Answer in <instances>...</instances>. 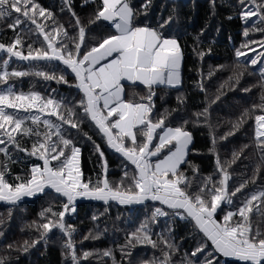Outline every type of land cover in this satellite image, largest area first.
Wrapping results in <instances>:
<instances>
[{
    "label": "snow or ice",
    "instance_id": "6c2138e0",
    "mask_svg": "<svg viewBox=\"0 0 264 264\" xmlns=\"http://www.w3.org/2000/svg\"><path fill=\"white\" fill-rule=\"evenodd\" d=\"M89 2L96 7L85 25L72 10V0H64V8L75 20L74 25H70L74 34L70 35L63 24H56L53 13L42 7L38 0H0V22L13 30L24 25L11 43H0V53L7 54V58L0 60V85H6L0 90V155L4 157L0 160V201L15 205L23 197L37 194L61 201L58 209L49 206L41 211L40 217L47 222L33 223L39 233L38 238L31 242L23 241L16 250L28 252L40 240L47 244L48 234L58 229L66 237L63 246L70 264L86 261L93 253L77 254L73 240L76 229L65 223L66 213H75L77 201L84 198L105 204L114 201L120 205L153 202L150 215L126 234L124 244L118 245L121 261L116 260L113 249L103 251V256L109 257L112 264H122L137 245L159 249L160 257H154L150 264H197V253H202L209 242L212 252L207 256L213 258L206 259L204 264H219L213 253L235 258L242 264H264V189L242 193L249 180L234 186L231 191L228 185L231 175L227 169L249 145L233 151L232 160L222 164L216 151L217 137L209 112L211 104L224 95L222 89H231L239 83L248 64L264 63V39L258 41L249 36L252 31L264 37V27L243 29L245 40L235 49L236 63L232 66L231 75L217 88L214 98L207 101L201 111L192 114L194 125L203 123L208 127L211 140L208 151L215 156L214 174L204 176L200 174L199 166L187 159L190 152L196 151L189 147L193 140L192 133L187 130L189 120L181 118L182 123L171 126L165 123L170 115L167 109L163 114L153 115L156 88L181 84V47L176 38L165 37L159 30L172 17L161 23L159 29L140 26L135 21L142 13L146 14L151 0H144L139 9L134 8L130 0H99L98 4L96 0H84L85 4ZM240 3L244 7L240 13L242 20L256 16L254 24L264 25V0H250V6H245L246 0H240ZM41 19H52L55 26L46 31L48 25L40 22ZM97 22H107L106 27L110 30L99 37L86 39L87 26ZM20 33L43 37L42 41H33L42 46L34 48L33 43H28L25 54V41ZM194 39L198 41L199 38ZM254 44L262 49L260 54L248 58V63L240 61L246 56L245 50L255 51L250 47ZM208 52H211L210 48ZM197 55L202 59L205 52L200 51ZM13 57L28 62L29 68L10 71L9 62ZM40 62H44L42 67ZM219 67L223 69L224 66ZM214 71L210 70L208 76ZM259 74V102L244 108L235 120L229 122V131L219 139L233 135L252 119L253 138L264 161V68L259 69ZM66 75H71L75 83L69 84ZM26 76L75 87L81 93L80 98L69 105L56 98V89L47 96L37 91H14L9 81ZM137 82L144 87L146 95L133 92L125 98V84L131 88ZM197 87L205 92L207 99L204 83L198 82ZM242 91L248 92L250 88ZM177 100L183 102L181 97ZM86 122L101 135L109 148L128 162L118 181L108 179L104 152L83 130L82 125ZM73 130L91 141L101 158L102 170L95 180L82 178L81 148L70 138ZM25 138L32 141L30 149L21 146ZM9 146L36 157L42 164L31 165L23 177L12 175L8 166L11 161ZM259 171L260 165H257L255 172ZM214 175L219 178L214 179ZM9 176L12 182H9ZM250 179L255 183L256 175ZM237 193H241L242 201L234 210L225 212L221 208L222 202L233 205V197ZM218 209L222 220L216 218ZM162 217L191 223L193 229L202 233V242L191 254L185 252L178 261H174L173 256L179 252L177 245L165 239L163 234H156L157 238L153 239L150 224H155ZM89 237L97 239L99 233L92 235L90 232L84 239ZM13 247L12 244L7 245L9 250ZM7 259L0 256V264H6ZM128 264L132 262L129 260ZM141 264L148 262L142 261Z\"/></svg>",
    "mask_w": 264,
    "mask_h": 264
},
{
    "label": "trees",
    "instance_id": "16d2710c",
    "mask_svg": "<svg viewBox=\"0 0 264 264\" xmlns=\"http://www.w3.org/2000/svg\"><path fill=\"white\" fill-rule=\"evenodd\" d=\"M42 7L47 8L54 15L56 24H63L69 34L73 33L75 20L71 13L64 8V0H38ZM99 3V0H96ZM131 5L139 9L144 3V0H130ZM83 5V6H82ZM250 6V0H246V5ZM96 4L91 2L85 4L84 0H72L71 8L80 18L81 22L87 25L91 18ZM63 9V10H62ZM244 7L240 0H151V4L147 9L146 14L142 13L138 16L135 23L140 26H150L158 28L161 23L169 17L172 19L163 29L165 37H174L178 40L183 54V64L181 69L182 85L180 88L157 87L156 95L153 97L155 109L153 115L163 114L167 109L170 115L165 123L171 126H178L182 123V119H188L187 130L192 133L191 149L196 151L190 152L187 159L193 164L199 166L201 175L207 176L214 174L215 156L208 151L211 147L210 133L208 127L203 124L194 125L192 120L195 117L192 115L195 112L201 111L207 101L214 98L217 88L231 75L232 66L236 63L234 56L235 49L239 48L244 42L245 37L242 31L245 27L253 28L264 27V25L254 24L257 20L256 16L249 17L244 21L240 17ZM231 17V19H229ZM49 31L55 25L53 20L43 21ZM106 22H97L96 24L88 25L86 39L90 37H99L102 33H107L110 29L106 27ZM24 25H20L13 30L7 28L6 23L0 22V43H11L14 36L20 32ZM26 45L33 43L43 37H37L36 34L20 33ZM250 38L255 40L264 39L259 32L250 31ZM198 37V41L194 39ZM59 41L60 37H56ZM42 46L39 42L33 43V47ZM255 51H246V56L241 57L240 61L248 63V58L258 56L262 49L258 44L250 46ZM211 52H208V49ZM205 52L201 59L197 55L198 52ZM7 58L6 53H0V60ZM44 62H40L39 66H43ZM29 63L19 60L15 57L10 59L9 70H27ZM219 66H224L220 69ZM61 67H63L61 65ZM264 68V63L258 61L257 65L248 64L247 71L244 73L239 83L235 87L222 89L224 95L219 100L211 104L209 108L210 123L213 125L214 134L217 137L216 151L220 161L224 164L225 161L232 160L233 151H240L243 145H249L243 149V152L235 160L234 163L227 169L231 175L228 181L229 191L234 186H238L244 180H249V183L242 193L247 194L252 191L264 189V161L261 160V153L256 147L253 138L254 120L250 119L243 127L234 132L233 135L227 136L225 139H219L230 129V121L236 117L244 108H250L251 105L259 102L261 80L259 69ZM46 70V69H45ZM210 70H215L211 76H208ZM60 73L57 72V75ZM69 84H74L73 77L66 75ZM203 82L207 92H202L197 83ZM9 84L13 86L16 92L37 91L42 95L47 96L52 89H56L54 94L57 99H63L65 104L71 105L78 101L81 93L75 87H70L64 83H56L53 81H44L42 78L26 76L15 80H10ZM255 85V86H254ZM6 85H0L2 90ZM250 88V91H242L243 88ZM135 92L139 95H146V91L142 85L128 87L125 84V98L131 96ZM181 97L182 103L177 100ZM175 109L176 111H172ZM11 111V110H10ZM55 120V117L52 118ZM203 118H201L202 120ZM83 130L88 133L92 139L100 145L101 151L104 152V159L107 161V176L110 181H118L122 175L124 165L128 162L109 148L101 135L89 123L82 125ZM74 142L81 148L80 167L83 173L82 178L87 180L91 177L96 179L101 172V158L95 151L91 141L85 137L77 135L75 130L72 131ZM31 140L25 138L21 141L22 147L30 149ZM11 161L8 166L12 175H26L31 165L41 163L36 157H30L26 153L14 150L9 146ZM3 155H0V160H3ZM260 165L259 173L255 172L256 166ZM183 167V166H182ZM131 171V166H129ZM191 175V173H188ZM256 175L255 183L251 182V177ZM9 182H12L11 176L7 177ZM219 177L214 175V179ZM46 191H48L46 189ZM241 193H237L233 197V205L229 206L222 202L221 208L224 211L234 210V208L242 201ZM25 200V201H24ZM21 200L22 202L15 205L3 203L0 201V256L7 257L6 264H70L66 259V249L64 241L66 237L58 229H53L52 233L48 234L47 244L44 240H40L28 252L17 251L16 248L28 240L31 242L37 239L39 233L33 223L47 222L40 217L41 211L52 206L58 209L61 203L53 197L37 194L33 198ZM153 202H145L143 204L120 205L117 202H102L83 201L77 203L75 213H66L65 223L75 227L76 232L73 234V240L76 245L77 254L82 252L93 253L86 261L81 264H112L109 257L103 256V251L113 249L116 260L121 261V254L118 250V245L125 242V236L128 232L135 230L139 224L145 219L146 215H150V204ZM255 203V202H254ZM11 209V215H9ZM93 217H96L93 220ZM216 218L222 220V214L218 209ZM153 231V239H156V234H163L165 239H170L179 248V252L173 256L174 261H178L183 253L191 252L202 242V233L193 229L192 224L176 218L175 220H167V218H158L155 224H150ZM169 230H171L169 232ZM91 232L92 235L99 233L97 239H84ZM8 244L14 247L12 250L7 248ZM212 252V247L204 249L202 253H197V264H204L206 259L213 257L207 256V253ZM159 249H153L150 245H137L131 252L129 257H126L122 264H128L129 260L132 264H141V262H150L154 257H160ZM213 256L219 261V264H242L237 261H230L218 253H213Z\"/></svg>",
    "mask_w": 264,
    "mask_h": 264
},
{
    "label": "crops",
    "instance_id": "0c3cea01",
    "mask_svg": "<svg viewBox=\"0 0 264 264\" xmlns=\"http://www.w3.org/2000/svg\"><path fill=\"white\" fill-rule=\"evenodd\" d=\"M106 23H107V22H106ZM182 64H183V54H182V63H181L180 73H181V69H182ZM126 84H127V83H126ZM137 84L139 85V82H137ZM181 85H182V75H181V84H180V85H177V86H158V87L180 88ZM191 144H192V143H191ZM191 144H190V146H191ZM190 146H189V147H190ZM33 197H34V196H33ZM33 197H23L22 200H24V199H30V198H33ZM83 201H92V202H102V203H104L103 201H98V200H93V199H84V198L79 199V200L77 201V203H78V202H83ZM228 258H230V259H232V260H236L235 258H231V257H228Z\"/></svg>",
    "mask_w": 264,
    "mask_h": 264
},
{
    "label": "rangeland",
    "instance_id": "374dc122",
    "mask_svg": "<svg viewBox=\"0 0 264 264\" xmlns=\"http://www.w3.org/2000/svg\"><path fill=\"white\" fill-rule=\"evenodd\" d=\"M22 200V199H21ZM25 201V200H24ZM20 202H22V201H19V202H17V203H20ZM1 203V202H0ZM4 204L5 203H7V202H3ZM79 203V202H78ZM7 204H9V203H7ZM222 205V204H221ZM226 259H228V260H230V261H232V259H230V258H226ZM233 261H237V260H233ZM237 262H239V261H237ZM240 263H242V262H240Z\"/></svg>",
    "mask_w": 264,
    "mask_h": 264
}]
</instances>
